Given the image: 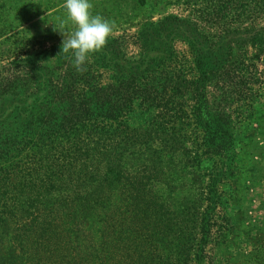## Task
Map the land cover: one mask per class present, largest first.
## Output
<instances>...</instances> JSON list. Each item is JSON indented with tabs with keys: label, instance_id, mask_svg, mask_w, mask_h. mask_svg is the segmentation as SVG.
Segmentation results:
<instances>
[{
	"label": "trees",
	"instance_id": "1",
	"mask_svg": "<svg viewBox=\"0 0 264 264\" xmlns=\"http://www.w3.org/2000/svg\"><path fill=\"white\" fill-rule=\"evenodd\" d=\"M186 23L168 15L145 26V51L133 62L107 41L98 53L102 64L114 68L116 84L81 90L44 87L0 106V189L12 186L14 193L27 194L23 203L10 198L11 203H5L0 195L6 206L0 211V264H205L217 206L210 197L212 181H205L199 195L179 196L173 187L164 196L153 194L148 173L159 178L164 169L159 163L151 171L144 166L150 146L139 149L141 162L134 159L135 135L129 119L120 120L136 100L142 111L143 105L157 102L158 108L174 112L172 119L186 114L176 112L178 89L188 85L195 91L220 66L215 55L202 53L200 43L187 37L198 76L185 80L159 69L173 62L175 54L161 41L153 44L149 36L168 43L166 32L175 29L172 37L179 36V27ZM252 37L264 42V29ZM156 70L161 71L157 77ZM166 74L170 79L162 83L170 80L171 86L162 88L158 83ZM112 94L121 102L112 101ZM198 117L203 120L201 130L208 133L211 125ZM172 122L170 127L176 124ZM168 131L162 127L159 137ZM165 135L163 145L178 134ZM177 142H169L168 157L176 155ZM160 148L154 151L158 162L165 157L164 146ZM192 175L190 181L198 173ZM52 196L59 197L51 201ZM19 210L22 214L16 216ZM61 218L69 221L67 227ZM61 228L70 237L65 252L55 258L57 249L64 248L58 239Z\"/></svg>",
	"mask_w": 264,
	"mask_h": 264
},
{
	"label": "rangeland",
	"instance_id": "2",
	"mask_svg": "<svg viewBox=\"0 0 264 264\" xmlns=\"http://www.w3.org/2000/svg\"><path fill=\"white\" fill-rule=\"evenodd\" d=\"M90 3L93 15L99 14L113 24L107 41L128 61L139 60L145 51V42L141 40L145 26L161 22L168 15L187 23L179 27V36L172 37L175 29L171 34L166 32L168 43L149 36L153 44L160 45L161 41L175 54L173 62L160 70L167 74L176 72L185 80L198 76L185 41L187 37L200 43L202 53L215 55L220 66L209 72L205 85L195 91L188 85L178 89L181 97L176 112L183 110L186 114H176L172 119L174 112L165 111L161 104L158 108L157 102L143 105L142 111L136 100L126 116L118 117L129 119L130 133L136 139L134 159H140L139 149L150 146L144 166L151 171L152 165L159 163L164 169L159 178H154L153 172L148 173L153 194L164 196L173 187L179 196L199 195L205 183L212 181L210 197L217 201V206L204 263L264 264V42L252 37L254 32L264 29V0H90ZM54 28H62L65 38L74 30L63 0H0V106L44 87L81 90L116 84L114 68L102 64L98 51L88 57L82 71H77L71 55L60 53L63 36ZM74 72L78 73L76 77H72ZM160 72L155 71L156 77ZM167 74L158 83L162 88L171 86L170 80L165 81L167 85L162 83L170 79ZM119 97L112 94L111 100L121 102ZM197 112L211 125L208 133L201 130L203 120ZM172 120L176 124L170 127ZM164 126L169 131L162 135L178 134L169 140L178 141L174 157H168L169 142L163 145L162 135L159 137V129ZM2 130L0 135L4 133ZM161 146L165 157L158 162L154 151ZM195 172L198 175L194 183L190 178ZM13 190L12 186L0 189V195L7 199L5 203H11L8 198L23 203L27 194ZM28 195L33 197L30 192ZM2 203L0 211L6 208ZM15 213L22 214L20 210ZM59 221L64 227L69 223L65 218ZM58 234L63 248L70 232L61 228ZM86 236L91 240V235ZM57 251L55 258L65 252V247Z\"/></svg>",
	"mask_w": 264,
	"mask_h": 264
},
{
	"label": "clouds",
	"instance_id": "3",
	"mask_svg": "<svg viewBox=\"0 0 264 264\" xmlns=\"http://www.w3.org/2000/svg\"><path fill=\"white\" fill-rule=\"evenodd\" d=\"M63 8L74 30L65 38L62 28H54L63 36L60 53L70 54L73 66L82 71L88 57L107 43L113 24L99 14H92L90 0H63Z\"/></svg>",
	"mask_w": 264,
	"mask_h": 264
}]
</instances>
